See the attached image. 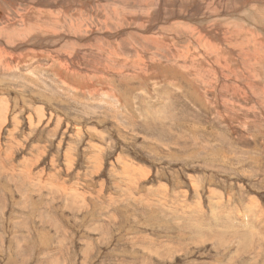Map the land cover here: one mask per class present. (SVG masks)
<instances>
[{
  "label": "rangeland",
  "instance_id": "obj_1",
  "mask_svg": "<svg viewBox=\"0 0 264 264\" xmlns=\"http://www.w3.org/2000/svg\"><path fill=\"white\" fill-rule=\"evenodd\" d=\"M5 1L17 32L35 23L21 16L36 5ZM54 1L35 8L37 29L50 11L54 30L0 67V264H264V66L227 69L210 93L205 70L200 88L143 78L140 60L174 62L186 44L176 30L177 46L157 52L140 35L151 23L167 32L166 12L161 25L146 12L157 0ZM243 10L264 54V17ZM35 45L44 56L25 60ZM64 56L78 67L63 81Z\"/></svg>",
  "mask_w": 264,
  "mask_h": 264
},
{
  "label": "bare ground",
  "instance_id": "obj_2",
  "mask_svg": "<svg viewBox=\"0 0 264 264\" xmlns=\"http://www.w3.org/2000/svg\"><path fill=\"white\" fill-rule=\"evenodd\" d=\"M77 1H79V0H76L75 3ZM88 1L89 0L83 1V3H81L80 5L77 6V9L83 10L86 7H88V6H86ZM167 1L168 0H157V1H155L156 5H157L155 11L157 13L156 12L153 13V11H151V9H153V8L147 9V11H146L147 15H150V18L155 20L156 22L160 23V25L164 22L163 20H165V19H162L164 17L163 12H166V20L165 21L167 23L166 24L167 32L163 31L164 28H162V27H164V26L161 27V26H157V25H151L152 24L151 23L149 26H145V27L141 28V30H140L141 34L140 35L142 36V38H145L144 39L145 41H148L149 43H151V45L153 44V46L155 47L157 52H159L161 50H170L171 48H175L177 46L175 41H177L181 37L178 36L176 30L178 32L179 31L183 32L182 34L184 36L182 35V38L185 37L186 44L181 43L182 45L177 49L179 57L174 62H166V63H162V64L156 63L155 61L157 60V56L158 57L161 56V55H156V54H155L156 58H154V59L151 58V60L149 62L146 60H143V59L140 60V66L137 70H139V72L144 71V70H145V72H147V75L144 73L143 78L144 77L147 78L149 74L154 75L158 78L161 74H163V72H164V74H165V72H167V73H172L174 76L175 75L180 76L182 79H185L184 81L186 83L190 84L193 87L200 88L199 82L201 81V77L199 74V70H205L206 72H208L211 75L212 80H213V76H214L215 77L214 79H216L218 77L223 82L222 78H224L223 75L225 74L224 72H226L227 69H228V71L230 70V72H231V68L236 67V68L243 70V71H246V73H248V71L250 69H255L256 67L261 69L264 66V54H263V52L259 50L260 48H257V49L253 48L252 49L251 42L253 41V38H252L251 34H254V33L253 32L250 33L249 29H247L243 25L239 24L241 22H238L239 19L242 17L241 14L238 15L239 14L238 12L243 10L244 7H248V6H252L251 12L249 10L245 9V10H243L244 12H242V13L246 14L248 17L250 15V17H253V18L264 17V0H172L170 2H167ZM5 2L7 3L8 0H6ZM27 2L30 4L32 3L36 6L41 5V8L42 7L45 8V11H46V9L53 11V7H51L52 5L62 4V2L59 3V1H54V0H28ZM65 3L66 4L69 3V6H67L69 10H67V12L70 11L71 8H73L75 6V5H72L70 2H65ZM11 5H13V4H11ZM59 5H58V7H59ZM148 5L149 4H147V6ZM13 6H15V4ZM36 6L32 5V8L29 12H27L26 14H24L22 16L20 15L23 22L28 23V22L34 20L35 23L33 25L24 24V25H27V26H24L25 29H22L20 32H17L14 28L13 23H7L9 20V18H8L9 13L3 7V5L1 4V0H0V24H3V22L6 23V28L4 30H0V67H4L6 69L9 68V66L4 65L6 63V62L4 63V61H7L8 57H11L16 62H19L18 60H21V58H23V57H21V54L16 53V51L20 52L19 49L22 47H25V48L30 47V45L28 44L30 42L23 41V39L25 37L30 36V35L34 36V34L39 32L41 29H42L41 30L42 32H40V33L44 32L45 34L50 33L52 30H54V29H52V27L54 26L55 23H57V20L53 21L50 18V14H53V13L49 14L50 11L49 12L48 11L43 12L42 10H41L42 12L40 10L39 11L41 13H43L42 16L44 18H46V20L44 22L46 25L45 26L43 25L40 30L37 29L36 24L38 22L39 16L38 17L36 16V12H35V8L37 9ZM149 6H151V5H149ZM166 6H168V8H170L169 11L166 8ZM15 7H13L12 9H14ZM165 8L167 10H165ZM55 9H56V7H55ZM67 12L65 13V16L63 17L64 20H59V21H62V22L67 21L66 20ZM114 12H116V11H114ZM126 13H124V14L127 16ZM234 13H238V14H234ZM134 16H135V13L131 12L129 14L128 18L131 19V18H134ZM137 17H140V15H137ZM235 17H236L237 21L233 19ZM129 19H128V21H129ZM161 19L163 22H161ZM242 19H243V17H242ZM141 20H143V19H141ZM246 20H248V19H246ZM155 21H153V24ZM172 21H174V22H172ZM222 21H225V23L223 24ZM141 22H143V21H141ZM141 22H139V23H141ZM44 23L42 22V24H44ZM135 24H136V22H135ZM139 25L140 24H138V26ZM212 25L216 28V31L211 28ZM141 26L142 25H140V27ZM221 27L227 28V30L229 28V33L228 32L227 33L230 34V36H229V38H227V40L221 36V34L223 35V32H224V30H222ZM240 27L243 29H238ZM29 28H31V30H28ZM251 28H252V26H251ZM257 28H259V27H257ZM253 31L255 32L256 30H253ZM121 33L122 32H120L119 34H121ZM237 33H239V35H240L239 37L237 36ZM257 33H258L259 38L264 36V30L262 28H259ZM119 34H117V35H119ZM236 36H237V38L245 39L241 43V45L237 48L233 47L230 44L231 42H233V40H236ZM51 38H52V36H51ZM260 40L264 42V37L261 38ZM41 41H42V39H41ZM31 43H33V42H31ZM37 43H41V42L38 41ZM164 43H166V44H164ZM2 44H4V45H2ZM47 44H45V45H47ZM55 44H57V42ZM34 48H37L36 49V51H37L40 48V46L37 47L35 45V47H33V49H31V50L29 49L28 52L26 51V53L24 54L25 58H26L25 60H28L29 58H33V57L36 58V57H39L40 55H43V53H44L43 50L40 49L39 52H36L34 50ZM252 50H253V54L251 53ZM6 51H7V54H9V55L6 54ZM80 52H82V51H80L79 49L76 51L77 61L79 60ZM242 52L244 54H242ZM3 55H5V56H3ZM58 59H59V57H58ZM29 60H31V59H29ZM62 61L65 62V64H63L64 66H62L60 64H58V66H57L55 64L53 69H55L54 71H58L59 76L64 81L65 79L67 80L68 76L70 75L71 67L76 68L78 66H77V61L72 60L69 62V60L67 59L66 56H64ZM68 62L70 64H68ZM78 65H79V63H78ZM6 69H4V70H6ZM77 74H79V73H77ZM260 74L258 73L257 75L259 76ZM247 75H249V74H247ZM138 76L141 77L142 73H139ZM250 76H252V75H250ZM68 79H70V77ZM72 79L74 80V77ZM258 81H259V79H258ZM216 83H218V81L215 80V82H214V80H213L212 85H214V87L211 85L212 88L210 90H208L207 92L210 93L211 90L213 91V88H215ZM79 84H81V83L79 82ZM229 85H230V83L228 84L229 91L237 90L238 93H241L244 91V87L242 88L241 85L238 87L232 85L231 88ZM199 93H200L199 96H201L202 95L201 90L199 91Z\"/></svg>",
  "mask_w": 264,
  "mask_h": 264
}]
</instances>
